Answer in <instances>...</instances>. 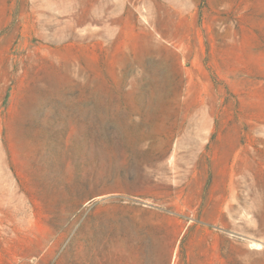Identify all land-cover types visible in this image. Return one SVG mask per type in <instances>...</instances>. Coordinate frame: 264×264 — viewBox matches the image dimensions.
Wrapping results in <instances>:
<instances>
[{
	"label": "rangeland",
	"instance_id": "374dc122",
	"mask_svg": "<svg viewBox=\"0 0 264 264\" xmlns=\"http://www.w3.org/2000/svg\"><path fill=\"white\" fill-rule=\"evenodd\" d=\"M0 264H264V0H0Z\"/></svg>",
	"mask_w": 264,
	"mask_h": 264
}]
</instances>
